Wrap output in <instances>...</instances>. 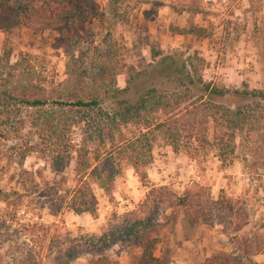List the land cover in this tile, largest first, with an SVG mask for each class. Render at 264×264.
<instances>
[{"label":"trees","instance_id":"trees-1","mask_svg":"<svg viewBox=\"0 0 264 264\" xmlns=\"http://www.w3.org/2000/svg\"><path fill=\"white\" fill-rule=\"evenodd\" d=\"M104 1L0 0V31L7 37L20 27L35 35H60L80 26L87 30V50L74 59L82 66L79 70L68 66L71 79L67 85L45 86L36 68L26 66L24 60L11 63L9 48L0 58V125L14 118L21 129L28 124L35 129L37 139L52 148L48 158L55 176L64 175L73 163L72 185L40 186L36 173L24 168L23 156L19 181L25 194L10 198L7 208L0 211V264H44L46 259L49 264H74L104 254L115 245L131 244L141 233L168 221L169 212L184 214L196 223L221 226L233 240L248 225L238 200L223 195L213 200L206 189L178 193L149 185L147 168L153 163L158 132L175 151L184 150L192 160L215 150L224 163L232 161L241 137L251 157L250 171L264 172V91L228 90L205 82L198 72L205 61L198 56L189 59L186 67L190 72L183 78L186 82L173 91L153 87L139 92L136 84L144 72L133 66L128 68L125 88H120L113 61L118 54L116 42L108 46V41L117 26L130 22V15L122 10L125 0ZM182 1L180 14L203 15L201 0ZM192 31L197 37L204 36L203 28ZM95 51H102V58ZM216 99L238 102L227 105ZM123 162L133 167L149 189L135 210L115 214L102 234L74 236L70 231L63 233L56 223L16 222L24 199L36 196L41 209L51 216L58 217L67 209L97 219L95 188L112 195ZM238 241L247 255L262 253L256 239L255 244L246 238ZM157 244V239L148 242L143 263L155 260Z\"/></svg>","mask_w":264,"mask_h":264},{"label":"rangeland","instance_id":"rangeland-1","mask_svg":"<svg viewBox=\"0 0 264 264\" xmlns=\"http://www.w3.org/2000/svg\"><path fill=\"white\" fill-rule=\"evenodd\" d=\"M182 3L125 0L122 10L130 15V22L117 26V32L108 41V46L116 42L118 50L113 61L119 87L125 88L128 68L133 66L144 72L136 84L139 92L153 87L173 91L182 81L186 82L183 78L190 72L186 67L189 59L198 56L205 61L198 67L205 82L228 90L264 91V0H201L203 15L180 14L184 9ZM196 27L204 29L203 37L191 32ZM86 32L84 26L60 35H35L24 27L14 30L9 37L0 31V58L9 48L11 63L24 60L26 66L36 68L45 86L67 85L71 79L68 66L77 70L82 66L81 61L74 59L87 50ZM95 52L100 58L102 51ZM88 68L91 69L90 63ZM216 102L231 105L238 101ZM0 128V211L7 208L10 198L16 200L18 194H25L19 181L23 156L24 168L36 173L40 186L73 184V163L64 175L55 176L48 158L52 148L37 139L29 124L21 129L13 118L1 122ZM250 164L251 157L241 137L232 161L224 163L215 150L192 160L184 150L175 151L165 136L156 132L153 163L147 168L149 185L165 186L178 193L206 189L213 200L221 195L238 200L248 225L233 240L221 226L196 223L184 214L169 212L168 221L141 233L131 244L115 245L104 254L82 258L74 264H264V172L252 173ZM147 185L130 164L123 162L112 195L95 188L99 200L97 219L67 209L61 210L58 217L51 216L48 210L41 209L36 196L24 199L25 206L16 222L56 223L63 233L100 235L115 214L122 216L138 207L146 197ZM243 238L253 244L255 239L259 241L262 253L247 255L238 243ZM153 239L158 240L153 249L155 260L143 263L144 249ZM44 264H49V259Z\"/></svg>","mask_w":264,"mask_h":264}]
</instances>
